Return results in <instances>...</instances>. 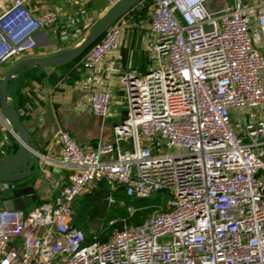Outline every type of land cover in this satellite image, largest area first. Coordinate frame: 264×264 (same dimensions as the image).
Listing matches in <instances>:
<instances>
[{"label":"built area","instance_id":"built-area-1","mask_svg":"<svg viewBox=\"0 0 264 264\" xmlns=\"http://www.w3.org/2000/svg\"><path fill=\"white\" fill-rule=\"evenodd\" d=\"M31 1L0 9V65L31 52L59 22L55 9ZM209 1L152 0L153 66L121 79L126 120L91 150L55 132L67 184L30 209H0V264H264V0L215 12ZM124 16L84 54L86 66L120 72L121 33L137 27ZM110 97L92 90L91 113L108 116ZM98 183L122 191L130 215L138 208L129 201L166 198L101 241L73 223L74 202ZM10 185L0 180V196Z\"/></svg>","mask_w":264,"mask_h":264},{"label":"crops","instance_id":"crops-1","mask_svg":"<svg viewBox=\"0 0 264 264\" xmlns=\"http://www.w3.org/2000/svg\"><path fill=\"white\" fill-rule=\"evenodd\" d=\"M11 1L0 0V9L10 5ZM112 1L118 0H32L31 7L37 11L44 8L55 9L59 22L37 35V45L31 52L0 65V84L7 71L21 60L72 49L73 47L69 48L65 44L71 34H66L64 29L82 27L81 21L85 20L86 15L97 11L105 13L111 7L107 3L112 5ZM232 1L210 0L206 7L215 12ZM255 1L242 0V3L251 4ZM144 4L145 0H141L124 16L128 21L137 22V27H126L121 33L119 48L114 53L120 66L118 74H106L102 65L88 67L82 59L61 67L25 65L14 73L8 86V101L33 138L38 157L25 179L15 184L16 187L32 186L36 199L42 202L52 200L66 186L70 173L68 168L60 164V147L54 138L55 132L59 129L66 130L81 148L91 150L99 141L110 142L114 128L126 120L128 107L123 100L125 93L121 79L126 75L141 76L153 66L148 55L154 42L148 29L151 6L146 16L138 14ZM259 50L264 57V43L259 46ZM94 89L110 92L109 115L105 118L93 115L89 109V97ZM18 144V137L0 112V161L12 157ZM98 188L100 186H90L74 202L75 225H81V216L77 211L81 207L83 196L91 197ZM9 197L10 193L7 192L2 199Z\"/></svg>","mask_w":264,"mask_h":264},{"label":"water","instance_id":"water-1","mask_svg":"<svg viewBox=\"0 0 264 264\" xmlns=\"http://www.w3.org/2000/svg\"><path fill=\"white\" fill-rule=\"evenodd\" d=\"M141 0H118L116 5L106 14L101 22L83 39V41L72 49L45 57H31L17 62L6 73L0 84V112L15 135L19 139L18 149L12 157L0 161V180L10 182L8 189L9 198L2 199L0 204L4 210H22L36 200L32 186L16 187L15 184L24 180L38 157L35 142L28 133L16 110L9 104L8 84L14 73L22 66H64L79 59L105 32L121 17H123L133 6ZM102 186L101 183L97 184ZM156 198V193L151 199ZM109 207V201L104 198L100 206V217H105ZM75 223V218H73Z\"/></svg>","mask_w":264,"mask_h":264},{"label":"rangeland","instance_id":"rangeland-1","mask_svg":"<svg viewBox=\"0 0 264 264\" xmlns=\"http://www.w3.org/2000/svg\"><path fill=\"white\" fill-rule=\"evenodd\" d=\"M113 4L111 5V3H107L109 4V6H111L109 8L108 11H106L105 13H99V11L93 13V14H89L86 15V18L84 21H81V26L80 28L74 26V28H65L64 30H66V34H71L70 36L67 37V41H66V45L67 47H76L78 46L83 39L101 22V20L106 16V14L111 10L112 7H114L116 5V3L118 2H114L112 1ZM106 4V3H105ZM65 22V21H63ZM78 28V29H77ZM75 30H78V32ZM99 193L102 194V196H107L111 195L115 198V204L117 208H121L126 210L125 207H121L119 205V200L122 198V191H118L116 193H108V187L107 185H104L103 187L98 188ZM84 198H82V202L81 205H84V201L88 200L90 197H86L83 196ZM159 199L152 201V200H143L140 202V204H142V207H150L152 205H163L165 198L166 197H162V195H159ZM135 200L129 201L126 204L127 205H131L133 207L136 208V204H134ZM32 207V205L30 204L29 206H27L28 209H30ZM85 208V205H84ZM77 214H79L81 216L80 218V222L81 225L78 226L76 225V227H78L79 229L83 230L85 233L91 234V233H97V231H101L100 236H105L107 234V232L109 231L107 227H109L108 225L104 226V217H97V218H91L89 216V214L87 213L86 210H81L79 209L77 211ZM91 218V220H90ZM127 223L125 220H122V226L123 224ZM128 224V223H127ZM118 230V229H117ZM116 231V230H115Z\"/></svg>","mask_w":264,"mask_h":264},{"label":"trees","instance_id":"trees-1","mask_svg":"<svg viewBox=\"0 0 264 264\" xmlns=\"http://www.w3.org/2000/svg\"><path fill=\"white\" fill-rule=\"evenodd\" d=\"M151 4H152V0H145V4H144V6L141 8V10L138 12V14L140 15V16H142V17H144V16H146V13H147V11H148V8L151 6ZM137 5V4H136ZM135 5V6H136ZM134 7V6H133ZM132 7V8H133ZM131 8V9H132ZM130 11V10H129ZM128 11V12H129ZM102 38V37H101ZM100 38V39H101ZM99 39V40H100ZM98 40V41H99ZM97 41V42H98ZM96 43V42H95ZM94 43V44H95ZM89 50V49H88ZM87 50V51H88ZM86 51V52H87ZM85 52V53H86ZM84 53V54H85ZM84 54L79 58V59H77V60H75V61H73V62H71V63H69V64H67V65H71V64H73V63H75V62H78V61H80L82 58H83V56H84ZM67 65H64V66H67ZM55 67H61V66H55ZM9 83H10V81H9ZM8 86H9V84H8ZM104 198H106V196H102V194L101 193H99V191H97L94 195H92L88 200H86V201H84L83 203H84V205H85V208H84V205L82 206L81 205V207H80V210H81V212H82V210L84 211V210H86L87 211V213L89 214V216L91 217V218H97V217H99L100 216V206H101V202H102V200L104 199ZM142 200H136L135 202H134V204H136V208H138V210L135 212V213H133L132 215H130L128 212H127V210H124V209H121V208H117L116 207V204H112V205H110L109 207H108V210H107V213H106V215H105V217H104V226H106V225H108V223L110 222V221H112V220H116V222L113 224V225H111V226H109V227H107L108 228V232H107V234L105 235V236H100V233H101V231H97V235L99 236V239L101 240V241H103V240H105L106 238H108L110 235H112V233L115 231V230H117V229H121L122 228V223H121V221L122 220H125L128 224H139L142 220H143V218L148 214V213H150V211H151V209L150 208H146V207H142V204H140V202H141ZM91 218H90V220H91ZM88 234V233H87Z\"/></svg>","mask_w":264,"mask_h":264},{"label":"bare ground","instance_id":"bare-ground-1","mask_svg":"<svg viewBox=\"0 0 264 264\" xmlns=\"http://www.w3.org/2000/svg\"><path fill=\"white\" fill-rule=\"evenodd\" d=\"M77 47V46H76Z\"/></svg>","mask_w":264,"mask_h":264}]
</instances>
